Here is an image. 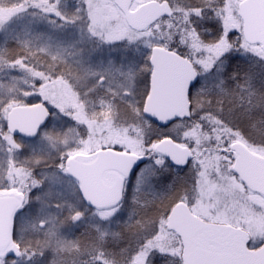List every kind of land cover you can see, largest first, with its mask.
Listing matches in <instances>:
<instances>
[{
	"label": "snow or ice",
	"instance_id": "6c2138e0",
	"mask_svg": "<svg viewBox=\"0 0 264 264\" xmlns=\"http://www.w3.org/2000/svg\"><path fill=\"white\" fill-rule=\"evenodd\" d=\"M0 264H264V0H0Z\"/></svg>",
	"mask_w": 264,
	"mask_h": 264
}]
</instances>
